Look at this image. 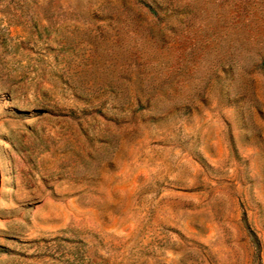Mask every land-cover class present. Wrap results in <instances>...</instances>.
Wrapping results in <instances>:
<instances>
[{"label":"rangeland","instance_id":"374dc122","mask_svg":"<svg viewBox=\"0 0 264 264\" xmlns=\"http://www.w3.org/2000/svg\"><path fill=\"white\" fill-rule=\"evenodd\" d=\"M0 264H264V0H0Z\"/></svg>","mask_w":264,"mask_h":264}]
</instances>
